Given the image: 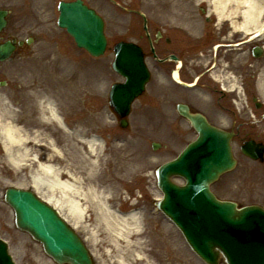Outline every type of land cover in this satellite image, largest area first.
<instances>
[{
  "label": "rangeland",
  "instance_id": "1",
  "mask_svg": "<svg viewBox=\"0 0 264 264\" xmlns=\"http://www.w3.org/2000/svg\"><path fill=\"white\" fill-rule=\"evenodd\" d=\"M91 1H94L93 3L100 7V11L106 22V34L110 37V41L114 40L119 31L118 26L121 25L119 19L123 14L111 6L104 5L99 0L100 3H98L97 0ZM141 4L144 5L146 10H150L149 13L153 15V7L155 6L154 0H141ZM157 4H159L157 6L158 8L168 7V5H177V7H180L179 10H183V6H190L189 10L192 14L196 13L195 9L198 7L196 6L198 5L196 0H157ZM194 6L195 9H193ZM158 10L163 12V8ZM163 14L166 13L163 12ZM51 20V27L53 26L56 31L55 36L62 39L63 45H61L60 49L62 55H55L38 61L37 63L40 64L38 67L34 66L36 61H33V58L23 59L21 56L11 62L3 63L1 65L3 71L0 72V80H7L9 88H0V92L3 96H8L10 99H12V94L14 92H19L21 96H23L22 92L26 89L24 85L26 76L24 74L33 67L34 70H38V74L33 77L30 76L25 84L35 83L38 89L40 91L45 90L46 94H50V91L54 90L56 94L55 98H53L54 103L62 115H65L68 125L72 126L76 122L80 123L83 130L88 129L94 135L102 138L105 144V157H110L113 147H117L124 142L129 146L128 151H131L132 148L135 147L133 150L140 155L139 157L136 156L138 172H136V175L133 176L132 179H129L127 184L121 188L120 197L115 201V204H120V209L124 211H129L131 209V204H134L136 211H140L143 215L145 213L144 219L146 216H153L155 221L153 222V226L151 225V228L157 230L160 236L164 228H166V231L169 232V238L167 239H171V242L165 239L169 246L168 249L165 248L166 246H161L158 243L156 246L153 245V251H151V253L148 252L150 247L143 246L141 249L145 251L143 250L142 254H140L143 255V259L136 260L134 252L132 254L134 250L132 248H125L120 244L121 250L119 251L113 244L108 243L103 236H98L96 241H91L87 232H84V230L79 232V234L86 238L91 248L98 249L102 259H105L107 255H105L101 246L113 247L115 259L111 262L112 264H119L118 261H116V256L119 258L118 255L122 254L126 257V262L128 264H202L185 245L182 237L174 226L163 218V215L154 205V201L160 196V191L156 186L155 169L163 162L176 157L182 148L195 138L194 131L189 125L183 123L168 124L157 122L154 116L160 118V115L157 114L159 110L155 109L156 107L159 108V104H157L158 99H155L154 96L153 106L144 107V104H141L142 110L139 106V102H135L132 107V114L129 117V125L126 128H121L117 124L115 115L108 109L106 104L108 85L119 80L118 76L110 68V62L113 59L112 52L108 50L98 59L91 58L75 47L71 37H69L65 31L60 30V32H57V27L53 25L55 18L52 17V15ZM13 28L14 24L10 23L6 28V32L11 35L14 34V31H12ZM173 32L179 34L178 29L173 30ZM43 35L45 36L46 34ZM43 35H41V37H44ZM19 36L22 37V34ZM109 46H111V44ZM80 64H83V68H76L77 65ZM153 74V84L148 85L149 89L153 87V94L157 91L156 86L159 85V87L163 86L162 89L165 91L174 90V93L180 92L182 94L179 95L185 96V91L183 89L173 87L172 89L166 83H162L161 85L158 84V79L161 78V76H165L164 69L156 66L154 63ZM86 79L89 82L88 85H91L94 98L91 100L90 96H86L76 101V105L81 102L80 107L82 116L80 114L76 115L73 114L78 110L74 104V99L72 96L65 98V95L74 88L73 86L86 84ZM16 84L17 88L13 90L11 87L14 85L16 86ZM59 91H61V94ZM186 95L188 97H194L196 100L197 97L199 98V95L195 92L186 91ZM30 96V105L33 106L35 103L31 100ZM13 101V106L17 114H19V111H22L25 106H28L26 103H23V106H21L23 99H21L19 94L15 93L13 95ZM2 105L1 112L6 114V105ZM19 107H23V109ZM17 114L15 117L16 122L18 121L16 120L18 117ZM83 114L87 115L83 116ZM162 116L172 117V115L167 114V110L166 114H162ZM6 117L8 116L6 115ZM29 120L31 119L29 118ZM30 124V122L24 123V127L28 129L27 127H29ZM221 125L224 128H229L230 126L226 123ZM58 134L61 133L59 132ZM152 142H158L160 147L153 150L151 148ZM64 149L70 153L68 148ZM237 158L239 160L237 170L232 174L227 173L221 176L220 179L211 186L213 192L221 199L235 200L240 205L251 202L263 204V165L253 164L244 158L242 159L241 156ZM103 168L108 171L110 163H104ZM174 181L182 183V180L179 178H175ZM108 184L109 183L104 181L101 185L107 186ZM10 186L29 188L30 183L24 170L18 171L9 165L0 145V238L7 242L9 252L17 264H36V262L45 259L43 258L44 256L40 245L33 242L27 234L20 232L15 227L13 212L3 201V193L5 189ZM144 227H147L146 222H144ZM137 250H135V253L138 252ZM221 264L224 263L221 262Z\"/></svg>",
  "mask_w": 264,
  "mask_h": 264
},
{
  "label": "water",
  "instance_id": "2",
  "mask_svg": "<svg viewBox=\"0 0 264 264\" xmlns=\"http://www.w3.org/2000/svg\"><path fill=\"white\" fill-rule=\"evenodd\" d=\"M58 24L67 29L78 46L93 55L103 53L101 20L80 2L61 4ZM3 25L0 13V28ZM113 67L126 78L125 84L114 86L110 93L114 110L124 116L148 74L140 51L131 44L116 47ZM179 110L191 119L198 138L177 159L157 170L158 186L164 195L158 207L177 224L188 244L208 264H217L221 255L228 264H264V212L257 207L236 209L234 203L217 201L209 191V184L234 164L229 135L201 118L190 117L182 108ZM177 174L185 180L182 187L169 179ZM5 200L15 211L17 226L39 240L54 260L90 264L77 236L31 192L9 188ZM0 264H13L2 241Z\"/></svg>",
  "mask_w": 264,
  "mask_h": 264
},
{
  "label": "bare ground",
  "instance_id": "3",
  "mask_svg": "<svg viewBox=\"0 0 264 264\" xmlns=\"http://www.w3.org/2000/svg\"><path fill=\"white\" fill-rule=\"evenodd\" d=\"M197 1L208 2L218 20H229L233 29L251 39L264 35V0ZM173 77L180 82L176 71ZM3 99L0 95V143L6 161L12 168L25 171L30 187L74 230H84L91 241L103 236L119 251L120 244L132 248L136 260L143 259L140 255L143 246L150 247L149 253L157 243L168 249L165 239L169 238V232L164 228L160 236L151 228L153 216L144 219L145 213L134 210V204L131 211L122 213L120 204H115L121 188L138 172L136 156L140 155L133 150L135 147L128 151L124 142L113 147L110 157H105L102 139L88 129L83 130L80 123L68 127L46 93L37 107V121L32 122L25 113L26 123H31L28 129L16 123L17 113L8 105L6 114L1 112ZM104 163H110L108 171L104 170ZM104 181L109 184L101 185ZM118 257L119 264H128L123 254Z\"/></svg>",
  "mask_w": 264,
  "mask_h": 264
},
{
  "label": "flooded vegetation",
  "instance_id": "4",
  "mask_svg": "<svg viewBox=\"0 0 264 264\" xmlns=\"http://www.w3.org/2000/svg\"><path fill=\"white\" fill-rule=\"evenodd\" d=\"M20 1L22 10L29 3L34 6L37 0H0V7L9 9ZM58 0H46L51 9ZM124 13H139L143 8L137 0H119ZM45 8V5H44ZM163 12L158 9H162ZM177 5L153 7V21L145 26L151 31L141 33L144 19L130 17L125 36L137 35V42L145 56L164 69L166 83L170 88L186 89L198 93L197 100L174 90L167 91L169 102L177 96L184 97L191 111L201 112L212 124L228 123L233 136L246 139L259 138L264 133V111L254 103L258 78L264 73V54L254 56L251 37L233 29L228 20L220 21L210 13V8H197L198 27L192 28L195 41H191L185 24L190 25L192 16L189 6L179 10ZM139 15V14H138ZM146 17V15H144ZM134 28L138 29L136 32ZM178 29L179 34L173 32ZM134 32V33H133ZM161 32L160 35L158 33ZM126 38V37H124ZM177 72L180 82L173 77ZM160 75V74H159ZM219 75V77H218ZM197 77V78H195ZM195 79L193 85L187 84ZM187 84L186 86L183 83ZM230 83L232 84L230 86ZM172 88V89H173ZM253 118L254 120H252ZM263 141V140H262Z\"/></svg>",
  "mask_w": 264,
  "mask_h": 264
}]
</instances>
